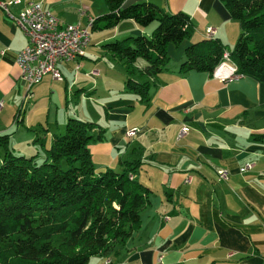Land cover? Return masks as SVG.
I'll list each match as a JSON object with an SVG mask.
<instances>
[{
  "label": "crops",
  "instance_id": "0c3cea01",
  "mask_svg": "<svg viewBox=\"0 0 264 264\" xmlns=\"http://www.w3.org/2000/svg\"><path fill=\"white\" fill-rule=\"evenodd\" d=\"M28 1L62 24L85 26L107 13L101 0ZM140 2L183 13L191 26L188 39L167 46L168 62L148 78L145 103L123 90V67L102 45L148 36L154 24L139 28L124 20L103 30L93 23L83 56L57 64L61 81L44 75L26 93L14 63L26 38L0 11V134L9 135L15 154L38 157L74 117L103 130L102 141L87 145L95 173L139 162L132 179L148 190L139 228L86 264H156L158 257L162 264H263L264 84L249 76L219 82L207 73L178 71L185 47L206 39L207 27L214 30L212 39L230 47L238 24L218 0H125L122 6ZM20 9L8 10L15 15ZM102 56L110 63L101 65ZM143 65L134 63L137 70ZM94 70L97 77L87 76ZM55 82L77 109L52 101L61 90ZM182 126L187 133L177 140ZM132 128L136 132L126 137ZM217 171L225 173L224 180Z\"/></svg>",
  "mask_w": 264,
  "mask_h": 264
},
{
  "label": "trees",
  "instance_id": "16d2710c",
  "mask_svg": "<svg viewBox=\"0 0 264 264\" xmlns=\"http://www.w3.org/2000/svg\"><path fill=\"white\" fill-rule=\"evenodd\" d=\"M101 1L107 13L93 22H100L99 29L124 20L139 28L154 24L148 36L102 45L123 67V90L145 103L148 78L168 62L167 46L190 37L188 17L165 13L150 2L122 6L125 0ZM218 2L238 24L232 48L225 50L212 38L190 44L178 71L210 74L226 52L236 74L264 84V0ZM137 59L144 63L139 70L134 67ZM102 139L97 124L68 117L62 132L52 135L42 162L35 164V156L15 155L9 135L0 134V264H86L90 257L123 244L139 228L148 190L128 179L139 162H121L119 172L95 173L87 145Z\"/></svg>",
  "mask_w": 264,
  "mask_h": 264
},
{
  "label": "built area",
  "instance_id": "2783aa9c",
  "mask_svg": "<svg viewBox=\"0 0 264 264\" xmlns=\"http://www.w3.org/2000/svg\"><path fill=\"white\" fill-rule=\"evenodd\" d=\"M21 5V9L12 15L9 7ZM0 11L5 17L19 29L26 38V45L16 54L14 63L19 70V80L23 83L26 93L39 83L42 76L49 75L54 81H61V75L57 69V64L75 62L82 57L85 49L89 45V31L92 21L89 20L85 26H80L77 22L71 24L60 23L49 11L42 8L37 2L28 0H3L0 1ZM19 20H26L27 29L19 28ZM206 39H211L214 30L207 27L204 30ZM2 54V51H0ZM220 67H230L231 75L226 77H215V73H210L214 80L224 82L234 79L237 76L235 67L226 58L223 52V62ZM78 68L74 66V71ZM97 77L98 71H90L87 76ZM29 97V95H28ZM17 116L13 119L15 121ZM136 132L135 128L125 131L126 137H132ZM187 128L180 127L176 134L178 140L186 135ZM244 168L239 171H243ZM219 179H225L223 171H217ZM156 264H162L158 257ZM264 264V257H263Z\"/></svg>",
  "mask_w": 264,
  "mask_h": 264
},
{
  "label": "rangeland",
  "instance_id": "374dc122",
  "mask_svg": "<svg viewBox=\"0 0 264 264\" xmlns=\"http://www.w3.org/2000/svg\"><path fill=\"white\" fill-rule=\"evenodd\" d=\"M157 8H158V6L157 5H155ZM158 9H160V8H158ZM161 10V9H160ZM162 11V10H161ZM164 12L165 13H168V11H166V10H164ZM168 14H174V13H168ZM236 40V39H235ZM235 42V41H234ZM234 44V43H233ZM233 46V45H232ZM232 46H230V47H228L227 45L224 47L225 48V50H230L231 48H232ZM200 50V49H199ZM202 50V49H201ZM101 59H102V61H101V65H105L106 63L108 64V63H110L109 62V60H107V58L105 57V56H102L101 57ZM142 60H140V59H137L136 60V63H139V62H141ZM113 72H114V70H112ZM111 75L113 76V77H115V76H117L116 74H115V72L114 73H111ZM91 78V77H90ZM133 78H135V76L133 77ZM56 84H58V85H60V94H58V95H53V97H52V101H56V103L58 104V105H61V106H58V107H64V106H68L67 108H71V107H75L76 109H77V106H76V100L75 99H73L72 97H70L69 95H67L66 97H65V95H64V93H63V91H62V87H63V84L62 83H60V82H55ZM87 104L88 103H82L81 105H79L78 107H80V106H87ZM75 105V106H74ZM11 144V143H10ZM10 144H8V146H9V148L11 149V146H10ZM48 147H49V145H48ZM47 147V148H48ZM46 148V149H47ZM45 149H43V151H44ZM12 151V150H11ZM42 151V154H39V155H37L38 157H34V162H35V164H39V163H41L42 162V160L44 159V155H43V152ZM13 152V151H12ZM14 153V152H13ZM15 154V153H14ZM15 155H17V154H15ZM19 155V154H18ZM32 157V156H31ZM129 176H131L132 177V175H128V179H129ZM133 178V177H132ZM129 180H132V179H129ZM92 261H93V259H91L87 264H92Z\"/></svg>",
  "mask_w": 264,
  "mask_h": 264
},
{
  "label": "bare ground",
  "instance_id": "6f19581e",
  "mask_svg": "<svg viewBox=\"0 0 264 264\" xmlns=\"http://www.w3.org/2000/svg\"><path fill=\"white\" fill-rule=\"evenodd\" d=\"M19 28L20 29H27L26 20H19ZM228 57L229 56H227V53H226V58H228ZM222 62H223V55H222L221 61L219 62V64L216 66V68L212 72V73H215V77H226V76L231 75V68L230 67H220L222 65ZM129 179H132V177L129 176Z\"/></svg>",
  "mask_w": 264,
  "mask_h": 264
}]
</instances>
